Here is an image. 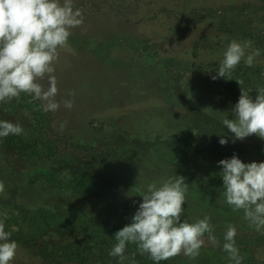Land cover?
<instances>
[{
    "label": "rangeland",
    "instance_id": "374dc122",
    "mask_svg": "<svg viewBox=\"0 0 264 264\" xmlns=\"http://www.w3.org/2000/svg\"><path fill=\"white\" fill-rule=\"evenodd\" d=\"M144 1L74 0L73 7L81 9L84 23L72 29L69 46L60 51L56 71L60 89L56 99H72L73 108L61 105L55 112H44L41 102L26 94L18 101L0 104V119L19 122L25 129L21 136H9L0 143V180L6 185V195L0 197V214L7 213L6 225L20 245L14 264H46L49 250L44 245L56 238L69 242V236L63 239L61 226H78L85 219L81 211L64 214L62 202H47L51 193L57 195L51 188L63 187L79 168L101 171L106 183L117 186L134 207L142 199L138 195L142 184L175 172L185 176L189 191L183 207L189 222L210 216L221 243L228 224L236 225L243 264H264V234L249 226L242 211L233 212L225 203L217 164L234 152L245 162L264 160V139L255 134L226 145L219 143L217 134L222 130L223 117L231 118L230 109L240 96V88L251 90L252 84L263 82L251 71L259 69L264 74V52L253 67L242 61L234 70V80L244 81L237 90L217 85L185 65L187 61L196 65L220 63L229 41L244 37V28L261 34L251 41L254 48L264 49V0H210L208 5L226 9L217 19L226 23L221 34L211 21L198 25L183 12L190 8L204 11L209 0ZM204 39L215 46L212 51L203 50ZM196 45L199 53L194 54ZM166 58L183 62L175 67V74H163ZM43 83L47 85V81ZM70 91L75 95L69 96ZM64 121L67 126L61 132L59 125ZM115 131L123 134V141L116 143L109 137ZM32 142L34 151L29 147ZM46 142L55 146L58 160L47 158ZM190 149L200 154L198 160L186 156ZM27 183L30 192L37 188L39 202L31 199L34 191L25 196L17 190ZM93 196H83L89 199L87 205L98 202L91 201ZM70 200L63 201L68 204ZM42 204L55 208L54 219L49 215L44 218ZM104 212L106 215H97L90 214L89 208L84 210L100 222L113 216L109 210ZM111 226L119 230L123 223L112 219ZM46 228L54 230L47 232L42 244L39 235ZM67 261L63 260L65 264ZM149 261L137 262L153 264ZM166 261L229 264L227 254L207 234L195 260L180 254Z\"/></svg>",
    "mask_w": 264,
    "mask_h": 264
},
{
    "label": "clouds",
    "instance_id": "9594fccd",
    "mask_svg": "<svg viewBox=\"0 0 264 264\" xmlns=\"http://www.w3.org/2000/svg\"><path fill=\"white\" fill-rule=\"evenodd\" d=\"M73 3L74 0H0V104L18 101L26 94L40 101L44 112H55L61 105L73 108L72 99H56L60 91L56 76L60 51L69 46L72 29L84 23L81 9L74 8ZM253 44L251 40L232 39L212 79L231 77L242 61L253 67L264 52ZM236 81L239 85L244 83ZM250 93L251 90L240 88V96L230 109L231 118L223 117L222 130L217 133L221 145L243 141L253 134L264 139V88L258 89L255 97ZM68 95L74 96L75 92ZM66 126L67 121L61 122L59 130L62 132ZM24 132L21 123L0 119V143ZM217 164L225 203L233 212L242 211L249 226L264 234V160L245 162L234 152ZM188 191L185 176L176 172L142 184L138 189L142 199L130 222L115 232L116 243L109 249V256L115 257L118 264H125L126 250L132 243L153 264L180 254L195 260L207 234L227 254L229 264H243L245 258L236 241L237 226L228 224L221 243L210 216L189 222L183 207ZM5 195L6 185L0 180V197ZM6 220L7 213L0 214V264H14L20 245L13 239ZM131 264H135L134 259Z\"/></svg>",
    "mask_w": 264,
    "mask_h": 264
},
{
    "label": "trees",
    "instance_id": "16d2710c",
    "mask_svg": "<svg viewBox=\"0 0 264 264\" xmlns=\"http://www.w3.org/2000/svg\"><path fill=\"white\" fill-rule=\"evenodd\" d=\"M137 4L138 3H142V2H146L144 0H142V2H140L141 0H137ZM148 2H150V0H148ZM210 4V0L207 1L208 5ZM142 6V4H141ZM140 6V7H141ZM209 7H207L205 9L204 7V11L207 10V13L203 14L204 11H201V8H190L186 11H183L184 14H187V18L188 20H192L194 21L195 24H202L204 22V25L206 23V21H211L212 23L215 24V29L217 30V32L219 34L222 33L223 31V27H225L226 23H223V21L218 20L217 19L221 16V13H224L226 11V9H223V5L221 7L216 8L215 6H211L208 5ZM222 11V12H221ZM244 11V9H240V13H242ZM219 16V17H218ZM224 16V15H222ZM236 17V16H235ZM206 18V19H205ZM232 29V28H231ZM233 35V34H231ZM242 35L244 36L243 38H241V41L243 40H251L253 38H256L258 35L261 36V34L259 32L255 33L254 30L252 29H246L244 28V30H242ZM230 42V41H229ZM210 43V44H209ZM110 45H114L117 46L114 43H111ZM98 47V46H97ZM198 47L199 46H194V54L199 53L198 51ZM203 48L204 51H212V47L213 46L212 42L204 39V45L202 44L201 46ZM112 59V57H111ZM118 62V61H116ZM182 61L177 60L175 58H166V60L164 61V66L161 67L163 68L162 72L165 76L168 75H172L175 74V67L177 65L181 66L182 65ZM181 64V65H180ZM185 65L190 69V71L194 72L197 75H202L204 76L205 79H211V81H215V84L217 85H224V86H230L232 87L230 90L236 89L241 87V85L243 84H238V82L236 80H234V77H220L217 78L215 80L212 79V76L216 75V69L219 68L220 63H212V62H208L205 61L204 64L202 65H196L194 63H191L189 61H187L185 63ZM178 68V66H177ZM174 71V72H173ZM250 71V70H249ZM253 72L252 74H254L256 76L257 80H262L263 82L259 83H255L254 85H256L254 87V85H251V93L250 95L253 94H257L256 91L260 88H264V74L262 71H260L259 69L253 70L251 71ZM176 74H179V72H176ZM256 80V81H257ZM258 82V81H257ZM239 85V86H238ZM239 92V91H238ZM255 97V96H253ZM28 99H30L29 97H27ZM26 102V99H24V103ZM39 108V107H37ZM37 112V111H36ZM38 113V112H37ZM227 134H229L227 132ZM116 143H119L121 141H123L124 139H122L121 137H123V134L118 133V131H115L111 136ZM13 138L10 136V139ZM121 139V140H120ZM206 140L205 135H204V141ZM17 141V140H16ZM34 141V140H33ZM18 146L20 147H24V145L22 143L19 144L16 143ZM46 146H47V150H48V154H47V158L49 159H55L54 161L58 160V156L55 154L56 152V148L55 146L50 147L47 142H46ZM33 151L35 149V146L32 142V144H30L29 146ZM29 148V149H30ZM191 152V154H190ZM189 155V156H188ZM186 156H188V158L190 160H198V157H200V154L196 153V150H188V154L186 153ZM189 160V161H190ZM65 163L64 161L61 160V164ZM59 164V163H58ZM60 164V165H61ZM51 174V173H50ZM88 178V179H86ZM100 178V182L97 181V179ZM38 178H35V180L37 181ZM106 177H104V174L101 171H96L94 168H79V173H73L67 184H62L63 187H55V188H51V191H57V195L53 196L52 193L50 195V198H48V201H53L56 200L58 202H62V205H65V207L63 209L64 210V214H69V215H75L77 213H80V211L84 214L85 219L81 221H79L80 225H72V226H61V228L59 230L62 231V237L64 239V237H68L69 236V242H61L63 241L61 238H56V241L52 239V241L50 240L49 243H47V246L45 244V236L47 235V232H51L54 229L51 228H46L45 231L43 233H41L39 235V241L42 244H45V248H48L49 252H47V257L48 260L46 261L47 263L50 264H54V263H58L59 264H65V262H63V260H68L67 262L71 263V264H118V261L115 257H111L109 256V249L116 243L115 240V232L117 231L115 228H113L111 226V220L114 219L115 221H121L123 223V226L127 223L130 222L131 220V216L133 215V213L135 212L137 207H134L133 205H131L130 200H128V198H126V196L124 194H122V192H120V190L118 189V187L113 186L112 184H108L106 183ZM80 184V186H79ZM26 186H28V183L24 186L23 188L17 189L18 191H21V194L28 196L30 195L31 192H33V198L31 197L33 201V203L35 202H39L41 199H39L37 196V194H35L36 189L35 186L33 185V190H31V192L29 190L26 189ZM60 186V185H59ZM97 187V188H96ZM56 189V190H53ZM80 194H82L85 197H89V196H93L92 194H95L97 196H93L91 198V201H98L95 202L92 206L87 205L88 202V198L84 199L83 196H81ZM85 194V195H84ZM75 196V197H72ZM48 197V196H47ZM72 198V201L70 200V202H68V204H66L64 200V198ZM95 197V198H94ZM80 198V199H79ZM100 199V202H99ZM104 203L105 205L101 204ZM43 205V204H42ZM41 205V206H42ZM106 206V209H102L103 207ZM92 207V208H91ZM90 209V214H105V210H109V213L113 216L109 217L107 220H104V222H100L99 219L96 220L95 218H93L90 214H86L84 213V210L86 211L87 209ZM44 209V210H43ZM43 210V216L45 218L46 215H49L50 218L49 219H54L55 218V213L56 210L55 208H47L46 205H43L42 207ZM192 210V208H191ZM45 212V215H44ZM89 212V211H87ZM59 216V212H57V214ZM243 215V213H242ZM90 216V217H88ZM48 217V216H47ZM83 217V216H82ZM241 217V215H240ZM81 218V217H80ZM103 221V220H102ZM123 226H120V228H122ZM66 232V234H65ZM61 242V243H60ZM137 245L136 244H132L130 243L127 247L126 253L130 255L129 260L125 261V264H131V261L134 259L135 260V264H138V260L139 259H148L151 261V263H153V261L149 258V256L147 254L141 255L138 251H137ZM133 253H135V256L133 257ZM146 255V256H145ZM144 256V257H143ZM149 261V262H150ZM66 262V264H67ZM160 264H171L169 262L165 261H161Z\"/></svg>",
    "mask_w": 264,
    "mask_h": 264
}]
</instances>
